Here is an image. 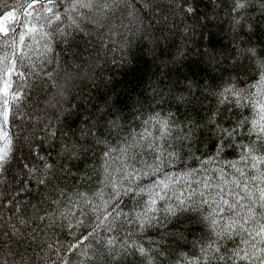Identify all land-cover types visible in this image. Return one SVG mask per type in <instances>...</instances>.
<instances>
[{"label": "snow or ice", "instance_id": "1", "mask_svg": "<svg viewBox=\"0 0 264 264\" xmlns=\"http://www.w3.org/2000/svg\"><path fill=\"white\" fill-rule=\"evenodd\" d=\"M62 2L63 0H29L24 12L20 13L21 19H15L16 13L12 11H7L0 17V33L7 38L10 30L19 32V28L11 29V25L21 24L27 32L35 33L47 44V35L40 29L51 27L53 22H56V27L59 28L63 20L68 19L71 25L84 31L89 37L107 36L112 41L109 50H115L117 45L127 49L126 58H122L123 64H132L139 53V57L157 69L153 73L158 77L152 88L153 98L158 105L174 102L177 105V112H173L171 108L166 115L163 111L154 112L152 117L144 120V124L148 125L154 120L158 125L156 133H151L145 128L144 132L125 136L122 141L123 147L117 145L116 148H112L108 136L115 133L116 139H120L123 132L117 115L119 97H112L115 91L114 84L103 94L105 107L92 105L91 109H85L81 113L79 109L84 108L83 104L70 106L77 109L76 118L80 119L83 127L80 129L78 139L67 132H60L62 147L59 157L79 161L82 154L86 155L92 150L87 143L90 139L94 145L106 146L104 157H110L113 151H119L125 156L131 152L133 156L128 158L133 162L138 159L135 150L138 147L146 148L156 154L155 170L159 171L162 164L185 159L206 165L222 158L229 149H238L239 162L244 167L238 168L235 163L228 164V167L239 174V178L233 183L238 188L242 187L245 195L238 194L235 203L230 204L228 200H224L223 203L237 215H239L237 209H246V218L240 216L239 221H230L222 231L216 233V240L211 241L206 248L204 245L201 246V251L213 250L212 246L217 244L214 251L220 252L219 240L232 239L239 234L246 247L237 248L228 257L220 256L219 259L227 260L228 264H236V261H242L244 264H264V187L254 183L253 186L258 191L257 198L249 192L247 179H240L250 177L253 181L259 180L260 184H264V179H260L264 177L262 135L264 128L260 129L254 139L244 142L245 135L242 129L248 121L246 118L235 116L233 104L228 102L233 101L235 106L243 103V91L231 83L233 77H230L228 84L219 92L207 91V85L202 88V82L197 79L201 73L207 76L218 70L224 71L222 69L224 60H230L229 70L236 74L235 79L255 68L264 80V47H258L251 39L258 30L264 29V0H228L230 9L226 15L230 17L232 39L236 43L232 45L233 55L223 57L217 53L215 45L224 37L220 36L219 31H213L214 28L220 27L216 23L218 16L215 13V8L222 6L219 0H207L213 5L211 13L200 10L202 0H67V7H64L62 12L56 11V4ZM37 5L43 9V12L35 14L37 23L29 21L25 24L23 17L33 16V12L27 10L35 9ZM253 7L255 15L249 11ZM45 14L46 26L39 25V19ZM19 40L21 43L24 42L23 33L20 34ZM100 43L102 45L103 40ZM94 51L97 52V57L93 59H98L99 48ZM69 56L70 59L58 64L56 70L50 69L43 74L39 89L40 100H46L55 90L63 73L78 71L85 66L92 71V65L86 60H79L71 49ZM113 62L116 63L115 60ZM11 72L12 69L9 68L8 75H11ZM10 87V84L5 83L2 86L3 92L6 94ZM208 95L217 97L218 106L215 109L209 107V110L201 115V111L206 107ZM72 98L75 99L74 96ZM15 99H20L18 93ZM8 103L9 101L5 99V106ZM66 103L67 100L57 102L51 112L45 108L44 116L59 119L60 114L66 111ZM35 107L39 108L40 104H36ZM181 108L183 113L179 112ZM229 121L234 123L229 124ZM37 127L39 131L31 136L22 137L28 149L27 155L21 153L20 156H16L11 141L7 140V134H5L7 142L0 147V248L7 247L9 254L21 255L20 264H25L23 255L29 250L34 257L41 260L45 256L50 259L55 255L59 258V264H93L89 256L92 238L97 228L104 226L113 212L109 210L103 218L98 217L95 227L90 231L85 228L77 234L73 230V225L69 223L67 225L69 231L67 234L63 232L65 225L58 222V217L66 219L73 207L90 201L86 192L77 191L70 196L66 186L64 188L59 186L58 173L65 182L73 173L65 164L51 162L53 139L57 137L58 129H54L50 123L45 125L43 120ZM101 129L106 130L107 136ZM149 136L152 137L150 142ZM64 137L67 139H63ZM45 149L49 151L45 153ZM13 166L17 171L12 173L10 180H5L3 177L12 172ZM257 172L260 174L259 177L254 174ZM188 174L196 175V170ZM84 179L90 180L91 177L85 176ZM204 183L207 188L210 182ZM160 184L168 187L164 181ZM245 199L249 203L245 204L243 202ZM33 200H37V203H33ZM152 203L154 204L155 200ZM62 207L68 211H61ZM112 208L116 209V205L114 204ZM194 208V204L190 206L188 201L178 199L175 207H169L167 213L169 217L179 219L180 215L191 212ZM4 210L9 214L7 220ZM257 217L260 218L259 222ZM84 223V220L78 221L81 227ZM164 223H168V218L164 219ZM250 224L256 226L250 228L248 227ZM151 226L153 225L150 219L139 224L141 231ZM165 235L173 236L177 242L186 239L182 232H165ZM107 243L112 245L113 241L109 239ZM155 243L149 241V245ZM128 247L133 256L139 253L141 257H148L145 246L133 244ZM151 251L153 257L162 255V251L155 249ZM127 254L126 250L124 255ZM116 255L113 249L109 259L115 260ZM12 264L16 262L13 261Z\"/></svg>", "mask_w": 264, "mask_h": 264}, {"label": "trees", "instance_id": "2", "mask_svg": "<svg viewBox=\"0 0 264 264\" xmlns=\"http://www.w3.org/2000/svg\"><path fill=\"white\" fill-rule=\"evenodd\" d=\"M28 2L29 0H0V17L7 11H12L16 13L15 19H21L20 13L24 12ZM219 3L222 6L216 7L215 13L218 16L216 23L220 27L214 28L213 31H219L224 39H221L215 47L222 57L231 56L232 45L236 41L232 39L230 17L226 15L230 5L228 0H219ZM64 7H67V0L56 4L55 10L62 12ZM212 9V4L202 0L200 4L202 12L207 10L211 13ZM27 11L33 12V16L25 15L24 23L31 21L36 24L35 14L43 12V9L37 5L35 9ZM249 11L253 15L256 14L255 7ZM46 17L47 14L39 19V25L46 26ZM15 28H19V32L10 30L7 38L0 33V147L7 142L5 140L7 134V140L11 141L16 156H20L21 153L27 155L28 149L22 137L31 136L39 131L37 125L41 120L45 125L50 123L54 129H58L57 137L53 139L51 162L65 164L73 173L66 182L58 173L59 186L61 188L66 186L70 196L77 191L86 192L90 201L73 207L71 213L76 215L69 213L66 219L58 217V222L65 225L63 232L67 234L69 223L73 225V230L77 234L85 228L90 231L95 227L98 217L103 218L109 210L113 212L104 226L97 228L92 238V250L89 256L93 264H141V260L143 264H228L227 260H220L219 257H228L237 248L246 247L242 243L241 235L238 234L232 239L219 240L220 252L214 251L217 244L212 246L213 250L201 251V246L204 245L206 248L211 241L216 240V233L222 231L230 221H239L240 216L246 218V209H237L236 212L239 213L237 215L223 203L224 200H228L230 204L235 203L238 194L245 195L242 187L238 188L233 183L239 178V174L228 167L230 163H235L238 168L244 167L239 162L238 149H229L222 158L206 165L185 159L162 164L159 171L155 170L156 154L146 148L138 147L135 150L138 159L133 162L128 158L133 156L131 152L125 156L119 151H113L110 157H104L106 146L94 145L90 139L87 143L92 150L86 155L82 154L79 161H69L59 157L62 147L60 132H67L78 139L80 129L83 127L80 119L76 118L77 109L70 106L83 104L84 108L79 109L81 113L85 109H91L92 105L103 108L105 107L103 94L114 84L115 91L112 97H119L117 115L123 126V132L120 139H116L115 133L108 136L111 147L116 148L117 145L123 147L122 141L125 136L144 132L145 128L151 133H156L158 125L155 121L145 125L144 120L152 117L154 112L163 111L166 115L169 108L177 112V105L174 102L158 105L153 98L152 88L158 79L153 75L157 71L156 68L139 57V53L132 64H123L122 58H126L127 49L117 45L115 50H109L112 41L107 36L89 37L84 31L71 25L68 19H64L59 28L56 27V22H53L51 27L40 29L47 35V44L35 33L27 32L23 25L12 24L11 29ZM21 33L25 35L23 43L19 40ZM251 39L258 47H264V29L258 30ZM101 40H103L102 45ZM96 48H99V58L93 59L97 57V52L94 51ZM69 49L77 54L79 60L90 63L92 71L85 66L78 71L63 73L55 90L46 100H40L39 89L43 74L50 69L56 70L58 64L70 59ZM114 60L116 63L113 62ZM230 63V60H224L222 64L224 71L218 70L207 76L201 73L197 79L202 82V88L207 85V91L219 92L228 84L230 77H233L231 83L243 91V103L235 106L233 101L228 102L233 104L235 116L246 118L248 121L242 129L245 135L244 142H247L254 139L260 129L264 128V80L255 68L235 79L236 74L229 70ZM9 68L12 69L11 75H8ZM21 73L23 75H19ZM5 83L11 85L6 94L2 90ZM17 93L20 95L19 100L15 99ZM73 96L75 99L72 98ZM5 99L9 101L7 106L4 104ZM61 100H67L65 113H61L59 119L53 116L45 117V108L51 112ZM36 104H40V107H35ZM217 106V97L208 95L206 107L201 111V115L204 111H208L209 107L215 109ZM6 107L7 119H5ZM179 112L183 113V109H179ZM228 123L232 124L234 121ZM101 131L107 136L106 130L101 129ZM151 139L152 137L149 136L148 141L150 142ZM211 150L210 147L209 151ZM48 151L45 149V153ZM192 170H196V175L188 174ZM16 171L13 166L12 172L5 174L3 178L10 180L12 173ZM254 174L258 177L260 175L258 172ZM85 176H90L91 179H84ZM240 179H247L249 192L258 198L257 188L253 185L255 183L259 187H264V184H260L259 180L253 181L250 177ZM161 181H164L168 187L165 188L160 184ZM205 181L210 182L207 188ZM178 199L188 201L190 206L194 204L195 208L180 215L179 219L169 217L167 209L175 207ZM153 200H155L154 204ZM243 202L249 203L247 199ZM33 203H37V200H33ZM114 204L116 209L112 208ZM61 211L67 212L68 209L62 207ZM4 212L7 220L9 214L6 210ZM165 218H168L167 224L164 223ZM149 219L153 226L141 231L139 224ZM259 219L257 217V222ZM79 220H84L83 227L78 224ZM255 226L248 225L250 228ZM165 232H182L186 239L177 242L173 236L165 235ZM109 239L113 241L112 245L107 243ZM150 240L156 243L149 245ZM133 244L145 246L148 257L152 258L141 257L139 253L133 256L128 247ZM113 249L117 253L115 260L109 259ZM151 249L162 251V255L153 257ZM126 250L128 254L124 255ZM21 253L23 254L22 249ZM23 259L25 264H59L57 256L52 255L50 259L45 256L41 260L34 257L31 250L23 255ZM13 261L20 264L21 255L9 254L7 247L0 248V264H12ZM236 264H244V262L236 261Z\"/></svg>", "mask_w": 264, "mask_h": 264}]
</instances>
